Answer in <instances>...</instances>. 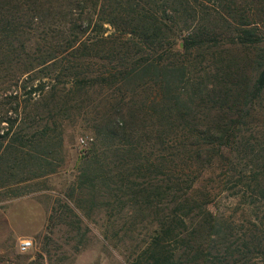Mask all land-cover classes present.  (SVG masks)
<instances>
[{"label":"trees","instance_id":"16d2710c","mask_svg":"<svg viewBox=\"0 0 264 264\" xmlns=\"http://www.w3.org/2000/svg\"><path fill=\"white\" fill-rule=\"evenodd\" d=\"M223 1L0 0V187L56 171L68 132L83 130L85 165L54 213L87 218L95 207L117 234L153 214L130 264H264V167L248 183L229 173L252 206L245 221L212 212L211 193L195 187L204 167L228 162L222 148L246 124L264 128V45L234 65L216 57L207 83L193 81L194 50L264 42V11ZM224 18L233 35L219 32ZM217 85L206 122L196 100Z\"/></svg>","mask_w":264,"mask_h":264},{"label":"rangeland","instance_id":"374dc122","mask_svg":"<svg viewBox=\"0 0 264 264\" xmlns=\"http://www.w3.org/2000/svg\"><path fill=\"white\" fill-rule=\"evenodd\" d=\"M195 1L210 5L208 6L210 8L212 4L219 3V0ZM222 3L232 6L233 12L237 9L239 13H246L245 9L253 8V3L264 11V0H227ZM212 13L217 20V14ZM228 21L224 18L216 22L220 26L219 32L224 31L226 35H233L231 31L235 24L227 23ZM259 32L264 31L259 29ZM262 39H264V33ZM209 45L208 48L197 49L192 53L196 56L195 65L200 68L195 74L192 70L194 82L207 83L216 72L214 70V66L217 65L216 57H222L223 62L229 58L231 65H234L240 60L245 61L244 59L248 56L251 57L255 47L263 46L264 42L243 46L229 39L227 42L221 39L215 44L210 42ZM209 55H211L210 59L214 57L212 61ZM220 87L221 85H217L212 90H205L201 94L204 100H196L202 104L200 111L208 108L204 115L199 113L206 122L208 119L205 118L215 117L218 112V109L211 110V107L214 104H216L215 107L218 106V103L214 102L217 101ZM262 104L263 102L261 107ZM260 108L253 113L261 115ZM243 129L248 130H241L236 137L237 141L233 142L232 151H235L238 156H235L229 148H222V154L228 158L229 163L224 157L219 162L215 161L213 166L204 167V174L202 173V177L197 179L198 182L195 185L196 189L208 190L211 193L209 209L212 212L224 214L227 218L232 217L237 222L245 221L250 215L252 217V206L242 203L243 198L237 194L238 190L233 188V176L229 173L236 172L237 175L240 171H244L243 180L248 183L249 178H253L252 173H262L264 167V128L246 124ZM88 134L83 130L75 136L72 135V131L68 132L64 150L58 155L59 164L56 171L42 177H32L20 184L0 187V264H130L135 256L137 241L145 230L151 227L149 224L153 214L150 216L148 211L140 215L136 213L134 215L137 223L134 224L136 232H132L134 234L124 232L122 229L127 224H123L122 229L119 224L117 234L115 230L106 233L103 221L105 217L95 207L91 216L87 218L79 208L75 207L74 210L78 215L74 216L64 217L61 213L59 215L58 212L56 214L52 211V207L56 206L58 200L68 199L69 187L75 180L77 169L85 165L82 154L84 149L88 148ZM169 151L172 153L173 149ZM167 153V150H163L162 155L166 156ZM229 158L233 160L235 169L230 168ZM238 161L243 165L240 166ZM155 179L158 183H164L163 176L159 175ZM138 180L144 181L142 178ZM79 195V191H75V197ZM78 199L87 200L86 197ZM68 203H70L69 200ZM51 214H55L52 219H50ZM137 233L140 235L138 236ZM24 240H30L31 246L21 250L20 243Z\"/></svg>","mask_w":264,"mask_h":264},{"label":"built area","instance_id":"2783aa9c","mask_svg":"<svg viewBox=\"0 0 264 264\" xmlns=\"http://www.w3.org/2000/svg\"><path fill=\"white\" fill-rule=\"evenodd\" d=\"M31 246V241L30 240H24L20 243V249L21 250H26Z\"/></svg>","mask_w":264,"mask_h":264}]
</instances>
